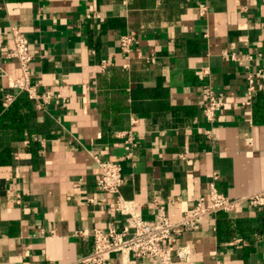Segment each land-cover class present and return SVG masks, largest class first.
<instances>
[{"label":"crops","instance_id":"obj_1","mask_svg":"<svg viewBox=\"0 0 264 264\" xmlns=\"http://www.w3.org/2000/svg\"><path fill=\"white\" fill-rule=\"evenodd\" d=\"M13 28L51 93L43 108L11 86ZM249 72L262 97L251 105ZM210 90L224 101L213 121ZM6 91L17 97L4 108ZM96 157L121 163L123 197L154 225L155 199L177 221L211 183L231 197L264 189V0H0V264H81L96 229L120 226ZM170 244L191 250L176 264H264V207L207 216Z\"/></svg>","mask_w":264,"mask_h":264},{"label":"built area","instance_id":"obj_2","mask_svg":"<svg viewBox=\"0 0 264 264\" xmlns=\"http://www.w3.org/2000/svg\"><path fill=\"white\" fill-rule=\"evenodd\" d=\"M201 8L204 10L206 6ZM13 40L14 47L8 54L17 59L21 73L14 78L11 86L18 88L22 93H27L30 98L36 100L38 108H43L44 103L51 97V93H40L37 90V84L32 79L30 63L33 55L30 51V41L18 28H13ZM135 40L136 37L133 33L121 35L120 46L122 51L132 52ZM146 59L151 62L155 61L153 57ZM106 64L107 62L103 63V65ZM256 90V76L253 72H249L247 75L248 100L245 102L246 104L251 105L253 103ZM16 97L14 93L6 91L3 99L4 108L9 107ZM223 105L224 101L220 94L210 90L208 105L205 108L207 120L213 121ZM206 134L210 137L212 135L211 130H206ZM124 144L126 147L125 158L131 159L136 144L130 134H128ZM96 159L100 167L98 186L116 196V200L110 204V209L114 217L117 213L122 215V222L118 227L114 220L106 230L96 229L93 232L94 248L92 252L80 258L81 264H106L107 259L114 253H134L138 258L152 257L157 260L158 264H176L177 258L189 260L191 250L188 247L179 245L174 248L171 246L170 242L175 236L196 229L207 216L216 215L221 211H236L244 203L257 208L264 207V189L239 197H231L221 192L215 183H211L207 195L200 196L195 205L186 210L182 218L177 221L170 219L165 203L155 199L154 204L160 212V223L154 225L134 205L130 204L131 201L123 197L121 188L124 176L121 163L99 157Z\"/></svg>","mask_w":264,"mask_h":264},{"label":"trees","instance_id":"obj_3","mask_svg":"<svg viewBox=\"0 0 264 264\" xmlns=\"http://www.w3.org/2000/svg\"><path fill=\"white\" fill-rule=\"evenodd\" d=\"M255 98H256V101H257V99L262 98V97H260V96L257 97V96L254 95L253 102H254ZM221 212L223 213L224 211H221ZM221 212H219V213H221Z\"/></svg>","mask_w":264,"mask_h":264}]
</instances>
